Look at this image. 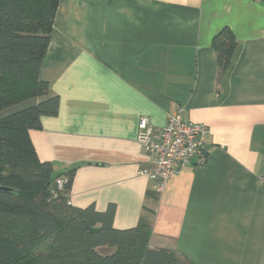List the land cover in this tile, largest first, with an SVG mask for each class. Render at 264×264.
Listing matches in <instances>:
<instances>
[{"label": "crops", "instance_id": "crops-1", "mask_svg": "<svg viewBox=\"0 0 264 264\" xmlns=\"http://www.w3.org/2000/svg\"><path fill=\"white\" fill-rule=\"evenodd\" d=\"M238 48L220 72L214 36ZM41 78L59 112L30 136L56 174L75 168L70 203L145 225L150 248L195 264H264V0H60ZM183 109L205 124L198 157L161 193L140 172L155 155L138 141Z\"/></svg>", "mask_w": 264, "mask_h": 264}, {"label": "trees", "instance_id": "trees-1", "mask_svg": "<svg viewBox=\"0 0 264 264\" xmlns=\"http://www.w3.org/2000/svg\"><path fill=\"white\" fill-rule=\"evenodd\" d=\"M60 0H0V111L34 100L0 118V264H195L186 255L150 248L145 225L114 226L115 206L70 203L75 168L61 174L41 161L30 131L59 112L41 78ZM220 72L230 70L238 48L226 26L213 39ZM65 180L59 187L58 180Z\"/></svg>", "mask_w": 264, "mask_h": 264}, {"label": "built area", "instance_id": "built-area-1", "mask_svg": "<svg viewBox=\"0 0 264 264\" xmlns=\"http://www.w3.org/2000/svg\"><path fill=\"white\" fill-rule=\"evenodd\" d=\"M138 141L146 152L155 155L154 165L141 170V174L155 182V190L161 193L168 181L194 158L200 163L207 160L204 146L210 133L205 124L190 121L184 116L183 109L169 115L164 127L157 133L149 118L140 120ZM65 180H58L62 187Z\"/></svg>", "mask_w": 264, "mask_h": 264}, {"label": "rangeland", "instance_id": "rangeland-1", "mask_svg": "<svg viewBox=\"0 0 264 264\" xmlns=\"http://www.w3.org/2000/svg\"><path fill=\"white\" fill-rule=\"evenodd\" d=\"M33 103H34V100L31 99V100H27L25 102H22L20 104H17L15 106H12V107L4 110V111H0V118L5 117L9 114H12V113H14L18 110H21L23 108H26L28 106H31V105H33Z\"/></svg>", "mask_w": 264, "mask_h": 264}]
</instances>
